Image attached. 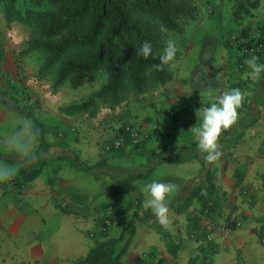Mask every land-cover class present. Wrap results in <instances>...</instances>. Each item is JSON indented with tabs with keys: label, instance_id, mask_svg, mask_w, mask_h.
<instances>
[{
	"label": "crops",
	"instance_id": "crops-1",
	"mask_svg": "<svg viewBox=\"0 0 264 264\" xmlns=\"http://www.w3.org/2000/svg\"><path fill=\"white\" fill-rule=\"evenodd\" d=\"M259 1L258 8L237 21L234 0L196 1L194 25L175 42L180 57L173 63L174 79L142 99L139 113L164 129L158 133L163 146L151 149L156 156L151 162L135 156L143 150L134 147L127 148L125 157L104 150L98 145L104 130L90 126L79 139L39 131L34 156L21 158L4 141L25 119L33 120L30 104L0 96V163L16 169L18 177L22 170L36 173L29 181L19 177L20 186L0 181V264H76L109 239L118 241L116 255L129 243L120 257L123 264H214L220 252L228 255L223 264H264V68L254 72L246 63L253 56L239 63L231 43L245 28L250 37L261 38L264 0ZM255 57L264 65V54ZM233 88L242 93L238 119L218 139L221 156L209 162L192 131L203 119L197 111L218 103ZM128 101L118 111L124 113ZM40 102L38 107L45 106ZM67 122L57 120L64 134L71 132ZM210 172L218 189L219 216H214L215 230L203 244L192 224L201 206L196 199L187 201L194 189L207 185ZM131 178L120 205H114L109 193ZM153 181L175 185L166 195V224L143 206L149 198L146 186ZM119 211L125 219L104 237L97 217ZM211 246L213 254L208 253Z\"/></svg>",
	"mask_w": 264,
	"mask_h": 264
},
{
	"label": "trees",
	"instance_id": "trees-1",
	"mask_svg": "<svg viewBox=\"0 0 264 264\" xmlns=\"http://www.w3.org/2000/svg\"><path fill=\"white\" fill-rule=\"evenodd\" d=\"M29 1L36 10H20L17 0H0V3L5 5L4 18L9 26L18 22L31 29L24 54L40 52L45 55L39 79H49L52 89L57 91L68 80L74 88H80L94 84L100 72L107 76L106 83L86 101L62 108L61 112L69 116L87 114L95 117L101 108L115 110L129 99H140L171 82L174 79L173 63L180 57L178 50L170 65L162 69L152 66L160 64L159 57L167 41L182 37L186 26L199 14L196 0ZM234 3L233 16L237 21L258 8L260 1L234 0ZM161 26L167 31L161 32ZM248 33L245 28L241 35L247 37ZM260 39L264 43V31ZM145 41L153 47L148 59L139 55V48ZM122 132H125L124 127ZM113 144L114 141L111 149L115 150ZM35 175L22 170L19 177L29 181ZM214 179L213 173H208L207 185L194 189L187 201L189 204L196 199L201 206V211L192 217L197 233L203 219L214 224L213 218L218 215V189ZM260 179L264 188V175H260ZM132 180L125 179L111 190L109 197L114 205H120ZM110 218L116 222V217ZM134 219L128 224L130 236L134 235ZM226 225L231 229L234 227L229 219ZM107 236L108 233H104V237ZM197 236L200 239V235ZM117 243L112 239L97 243L88 256L76 264H123L120 257L127 251L129 243L116 255Z\"/></svg>",
	"mask_w": 264,
	"mask_h": 264
},
{
	"label": "rangeland",
	"instance_id": "rangeland-1",
	"mask_svg": "<svg viewBox=\"0 0 264 264\" xmlns=\"http://www.w3.org/2000/svg\"><path fill=\"white\" fill-rule=\"evenodd\" d=\"M17 5L22 11L37 9L29 0H17ZM4 9L5 5L0 3V96L8 97L18 103L28 101V105L30 104V106H28V114L32 117V122L36 128H38L43 135L46 134L47 131H51L55 136H59V134L61 135L62 133V135L65 136V138H62L63 140H68L70 138L79 139L80 137H85L86 126H90L94 130L103 129L104 133L100 137L102 141L98 142V145L102 146L104 150L107 149L117 153V156L125 157L127 156L126 151L129 146H125L121 151L112 150L111 142L118 138L119 134L122 133L123 127H130L131 129L140 130L146 135V140L141 143L139 147L134 149L135 151L143 150L142 153L135 154V156L146 158L149 162L156 158L154 153L150 155L151 149H154L157 144L163 146L161 143L163 138L159 137L158 133L161 134L164 129L160 128L162 126L161 122L157 121L159 124L152 126L150 123L151 121H148V119L151 120L152 118L147 116L148 114L145 115L143 112L139 113V110L143 107L142 99L145 96L140 99L131 98L128 103L125 104L127 110L124 113L118 111V108L115 110L101 108L98 115L95 117L82 114L73 116L65 115L61 112L62 108L86 101L90 95L95 93L106 83V74L100 72L98 74V80L94 84L80 88H74L71 81L68 80L57 91H54L49 79H39V69L44 63L45 55L40 52H32L29 54H24L23 52L24 46L31 35L30 27L18 22H14L9 26L4 18ZM207 18L209 19L210 16ZM188 25L190 27L194 25V23H189ZM226 34L228 35L230 33L228 32ZM170 40L175 44L178 37H173ZM41 100L44 101L45 106L38 107ZM59 118L69 119L67 124H70V133L64 134L65 132L63 129L58 130L57 120ZM180 124L181 126L183 125L182 123ZM151 156H153V158ZM14 177L19 179L16 175H14ZM4 182L8 184V186H12L8 179ZM19 185H21V183H19ZM132 201H135V199ZM139 204H141V202ZM119 213H121V211L101 214L97 217L99 226L103 217H116V222H113V226L110 228L111 232L115 226H118V223L120 224V221L125 219L122 215L123 211L121 217H118V215H120ZM214 224L210 223L208 219H203L198 233L195 231V236L198 237L197 234H199V238L202 240L203 244L208 241L209 236L216 227V224ZM208 253H215L214 247L212 248L211 246ZM227 257V254L220 252L215 256L214 264H223V260H226Z\"/></svg>",
	"mask_w": 264,
	"mask_h": 264
},
{
	"label": "clouds",
	"instance_id": "clouds-1",
	"mask_svg": "<svg viewBox=\"0 0 264 264\" xmlns=\"http://www.w3.org/2000/svg\"><path fill=\"white\" fill-rule=\"evenodd\" d=\"M161 32H166L167 28L161 26ZM176 46L171 40L167 41L166 46L160 55V64L152 67L162 69L174 60ZM153 53L152 44L145 41L139 48V55L148 59ZM254 72H259L264 65L257 63V58L253 56L246 61ZM242 102L240 89L233 88L225 91L218 99V103H213L210 107L199 108L197 112L203 114V119L199 127L192 128L198 139V149L206 153L209 162L217 160L221 156L218 139L222 131L229 129L238 119V108ZM39 129L36 128L30 119H25L20 126L10 136L5 139L6 146L18 152L21 158L34 156L38 145ZM16 169L0 163V181L7 180L14 176ZM175 185L153 181L146 186L149 198L144 201V207L151 209L161 224L168 222L169 208L166 195L174 189Z\"/></svg>",
	"mask_w": 264,
	"mask_h": 264
},
{
	"label": "built area",
	"instance_id": "built-area-1",
	"mask_svg": "<svg viewBox=\"0 0 264 264\" xmlns=\"http://www.w3.org/2000/svg\"><path fill=\"white\" fill-rule=\"evenodd\" d=\"M232 45L235 47L237 53V60L240 61L248 56H259L264 54V43L261 42L259 36H242L241 34L234 35L231 39ZM175 113H172L174 116ZM146 140V135L140 130L125 128V132L119 134L118 138L114 140L113 147L115 150H123L125 146L138 147ZM10 185L18 186L20 180L17 177L12 176L8 179ZM113 226V222L110 217H103L100 222V233H109L110 228Z\"/></svg>",
	"mask_w": 264,
	"mask_h": 264
}]
</instances>
